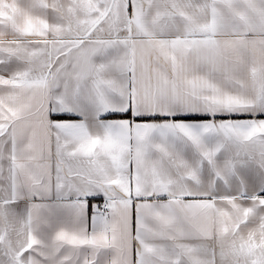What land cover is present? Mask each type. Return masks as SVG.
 <instances>
[{
  "label": "snow or ice",
  "instance_id": "snow-or-ice-1",
  "mask_svg": "<svg viewBox=\"0 0 264 264\" xmlns=\"http://www.w3.org/2000/svg\"><path fill=\"white\" fill-rule=\"evenodd\" d=\"M0 264H264V0H0Z\"/></svg>",
  "mask_w": 264,
  "mask_h": 264
},
{
  "label": "crops",
  "instance_id": "crops-1",
  "mask_svg": "<svg viewBox=\"0 0 264 264\" xmlns=\"http://www.w3.org/2000/svg\"><path fill=\"white\" fill-rule=\"evenodd\" d=\"M61 118L62 119H68V120L77 119L76 117H72V116H63ZM113 118H116V117H113Z\"/></svg>",
  "mask_w": 264,
  "mask_h": 264
}]
</instances>
